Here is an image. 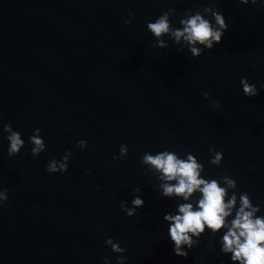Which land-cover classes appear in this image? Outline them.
Returning <instances> with one entry per match:
<instances>
[{"label":"water","instance_id":"95a60500","mask_svg":"<svg viewBox=\"0 0 264 264\" xmlns=\"http://www.w3.org/2000/svg\"><path fill=\"white\" fill-rule=\"evenodd\" d=\"M207 5L228 19L220 44L198 58L171 42L154 47L150 19L172 7L179 26L185 10ZM242 76L264 84V4L0 0V189L9 197L0 207V264H103L105 256L115 264L108 236L127 249V264H231L210 234L187 258L173 254L163 215L176 200L153 188L140 156L192 152L207 174L235 177L264 206V89L244 96ZM5 123L26 141L13 157ZM37 127L46 150L33 156L27 141ZM121 143L127 159L114 160ZM210 148L224 152L219 167L208 164ZM68 149V171L48 173L47 162ZM135 187L145 203L129 217L120 203Z\"/></svg>","mask_w":264,"mask_h":264},{"label":"clouds","instance_id":"9594fccd","mask_svg":"<svg viewBox=\"0 0 264 264\" xmlns=\"http://www.w3.org/2000/svg\"><path fill=\"white\" fill-rule=\"evenodd\" d=\"M241 5H261L264 0H238ZM176 9L167 11L147 22V31L155 38L154 47H169V42L178 46V51L187 50L192 58L200 57L205 50H212L220 44L229 28L225 14L213 5L202 10L189 8L179 19V26L173 24L172 16ZM128 16H133L132 12ZM124 23L130 25L131 19ZM255 67V65H253ZM240 90L249 98L259 96L264 84L257 86L247 76L239 80ZM203 98H209V92H203ZM212 107L219 108L218 100L212 101ZM2 116V114H0ZM69 129L65 127V131ZM9 142V157L18 155L25 146L23 133L14 129L11 123H5L2 129ZM42 129H33L27 143L31 145V154L38 156L46 150ZM76 147L83 150L88 147L87 139H79ZM129 152L128 145H119V155L113 159L125 160ZM209 165L219 167L224 159L223 150L209 149ZM73 156L71 149L65 151L60 159L52 157L45 169L50 174L66 173ZM140 162L148 173L155 177L153 188L160 196L175 199L173 211L163 215L167 224L166 235L172 244L173 254L187 258L189 251L199 246L202 237L210 234L219 245V252L227 256L231 264H264V206L255 203L248 191H240L237 179L227 173L213 176L205 172V165L192 152L181 155L179 152L164 148L155 152L148 150L140 156ZM255 170V166H253ZM91 168L85 170L91 174ZM142 188L132 189L131 200H122L120 208L129 217L143 208ZM8 189H0V207L8 201ZM104 243L111 251L118 254L115 264H127V249L112 236L105 238ZM103 264H112L108 256ZM221 264H225L221 261Z\"/></svg>","mask_w":264,"mask_h":264}]
</instances>
